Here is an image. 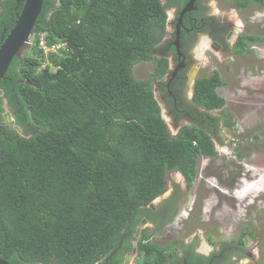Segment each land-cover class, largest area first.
Wrapping results in <instances>:
<instances>
[{
	"label": "trees",
	"instance_id": "1",
	"mask_svg": "<svg viewBox=\"0 0 264 264\" xmlns=\"http://www.w3.org/2000/svg\"><path fill=\"white\" fill-rule=\"evenodd\" d=\"M234 2L240 10L252 3L264 8V0ZM167 18L161 0L43 1L34 34L44 33L49 46L67 47L63 57L51 56L53 66L41 69L45 59L34 44L0 81L34 127L27 137L0 125V258L10 264H97L110 257L112 264L124 235L166 192L167 172H181L192 188L198 157H217L204 129L170 133L152 82L167 73L166 59L157 61L150 79L135 77L136 65L155 59ZM260 41L242 36L237 53ZM223 85L218 72L198 79L194 101L222 110L226 100L217 90ZM1 104L2 98L0 113ZM17 121L26 126L22 115ZM149 231L139 241L146 264H166L172 256L148 242Z\"/></svg>",
	"mask_w": 264,
	"mask_h": 264
},
{
	"label": "rangeland",
	"instance_id": "2",
	"mask_svg": "<svg viewBox=\"0 0 264 264\" xmlns=\"http://www.w3.org/2000/svg\"><path fill=\"white\" fill-rule=\"evenodd\" d=\"M208 4L213 13H227L235 23L245 26V34L258 35L263 41L253 43L234 58H223L209 50L197 55L201 76L218 71L225 82L218 93L225 98L226 106L210 112L220 118V129L213 137L218 155L214 162L201 157L187 201L154 241L170 243L181 234L187 241L200 233V246L211 254L231 245L249 255L243 263H264V8L252 4L237 15L233 0H208ZM169 13L172 17V11ZM152 70L150 62H142L136 65L134 74L138 80H147ZM162 112L175 136L178 127L164 108ZM226 120L233 126H225ZM166 175L165 196L172 193L173 180L185 187L179 173Z\"/></svg>",
	"mask_w": 264,
	"mask_h": 264
},
{
	"label": "flooded vegetation",
	"instance_id": "3",
	"mask_svg": "<svg viewBox=\"0 0 264 264\" xmlns=\"http://www.w3.org/2000/svg\"><path fill=\"white\" fill-rule=\"evenodd\" d=\"M25 1L0 0V47L14 29ZM161 1L166 7L168 15L167 28L163 40L154 51L155 59L150 64L152 65V69H154L159 59H166L168 61V71L164 76L153 79L154 97L158 93L164 105L160 107L164 121L166 122L162 112L163 108L167 116L173 121V125L178 127L175 128L177 129L175 135L186 126H197L200 129H204L212 137H215L220 129V124L216 126L218 117H214L210 113L214 110L209 111L196 104L194 96L197 80L203 77H211L218 71H213L210 76H201L202 64L199 63L197 55L200 52L209 50L216 55L219 53L223 58L240 56L241 54L237 53V45L240 38L246 35L244 33L246 31L245 26L235 23L234 19L231 20L227 13H223L222 11L213 13L208 0H195L193 9L186 13L181 20L182 11L191 0ZM235 5L237 4L235 3ZM234 10L237 15H239L240 11H243L238 9L237 6H235ZM169 11H172V17ZM32 35H34V30ZM248 43L252 47L255 42ZM197 46L199 49H196ZM19 82H22V80H19ZM0 91L3 92L0 95V98H2L0 125H2L1 123L9 122L6 119V116L9 115L15 122V125L21 128V134L24 133L28 135L27 137H30L33 134L34 127L28 122L24 113V107L19 101L17 102V107H14L11 98L6 96L2 89ZM15 108L17 109L15 110ZM17 115H22V121L26 124L25 127L21 123H18ZM26 129H28V132L25 131ZM201 157L209 158L212 162L217 159V157L201 155L198 157L197 167ZM175 172L180 174L185 187L181 188L173 180L172 193L165 196V192L158 197L154 201L156 202L154 208L149 205L147 209L151 211V214L142 217L134 232H128L124 235L119 246V254L114 258L112 264H119V259L122 260L120 264H146V258L141 254L139 245V241L145 230H150L148 242L168 249L164 252V256L171 255L172 257L166 261V264H245L242 261L249 255L238 250L237 247H231V245H224L217 252L211 254L206 248L200 246V233L190 236L187 241L182 234L178 238H174L170 243L165 240L172 239L171 237L165 238V243H156L154 241L158 233L164 231L173 223L187 201L190 190L193 188L188 187L187 179L181 172ZM144 220L147 221V225L142 230L140 237L137 238V230ZM116 253L117 251L113 253V256ZM110 259V257H105L97 264H109Z\"/></svg>",
	"mask_w": 264,
	"mask_h": 264
},
{
	"label": "water",
	"instance_id": "4",
	"mask_svg": "<svg viewBox=\"0 0 264 264\" xmlns=\"http://www.w3.org/2000/svg\"><path fill=\"white\" fill-rule=\"evenodd\" d=\"M43 1L44 0H26L21 15L19 16L14 29L11 31L9 36L4 41L3 45L0 47V81L7 74L8 69L10 68L13 60L18 58H23L27 51L33 49L31 43V34L36 27L37 20L43 10ZM195 0H191L181 13L180 20L183 16L190 12L194 7ZM60 6V3L57 4V7ZM55 9H52L49 12L48 18L50 19L52 13ZM3 92L0 91V95ZM155 99L158 102L160 107H163V103L158 95L155 94ZM6 119L9 120L8 123H1L3 126H9L18 133L21 134L22 130L19 126L15 125V122L11 119L9 115L6 116ZM156 202L151 204V207L154 208ZM147 225V221H142L140 227L137 230L136 237L139 238L142 230ZM0 264H10L4 259L0 258Z\"/></svg>",
	"mask_w": 264,
	"mask_h": 264
},
{
	"label": "built area",
	"instance_id": "5",
	"mask_svg": "<svg viewBox=\"0 0 264 264\" xmlns=\"http://www.w3.org/2000/svg\"><path fill=\"white\" fill-rule=\"evenodd\" d=\"M31 43L32 46L35 44L38 46V48L43 52L42 55L44 57V63L41 67L42 68H46L47 66H53V64L51 63V56H57L59 58L63 57L64 55V50L67 47L66 43L60 42V43H56L52 46H49L47 44V39H46V35L44 33L39 34V36H37L36 34L33 35V41H32V37H31Z\"/></svg>",
	"mask_w": 264,
	"mask_h": 264
},
{
	"label": "clouds",
	"instance_id": "6",
	"mask_svg": "<svg viewBox=\"0 0 264 264\" xmlns=\"http://www.w3.org/2000/svg\"><path fill=\"white\" fill-rule=\"evenodd\" d=\"M30 40H31V38H30Z\"/></svg>",
	"mask_w": 264,
	"mask_h": 264
},
{
	"label": "bare ground",
	"instance_id": "7",
	"mask_svg": "<svg viewBox=\"0 0 264 264\" xmlns=\"http://www.w3.org/2000/svg\"><path fill=\"white\" fill-rule=\"evenodd\" d=\"M55 56V55H54Z\"/></svg>",
	"mask_w": 264,
	"mask_h": 264
}]
</instances>
